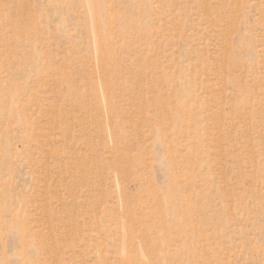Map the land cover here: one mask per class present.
<instances>
[{
	"label": "rangeland",
	"instance_id": "374dc122",
	"mask_svg": "<svg viewBox=\"0 0 264 264\" xmlns=\"http://www.w3.org/2000/svg\"><path fill=\"white\" fill-rule=\"evenodd\" d=\"M0 264H264V0H0Z\"/></svg>",
	"mask_w": 264,
	"mask_h": 264
}]
</instances>
